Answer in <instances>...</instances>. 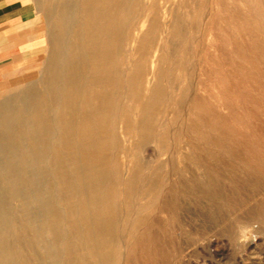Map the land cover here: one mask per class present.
<instances>
[{
  "label": "rangeland",
  "instance_id": "rangeland-1",
  "mask_svg": "<svg viewBox=\"0 0 264 264\" xmlns=\"http://www.w3.org/2000/svg\"><path fill=\"white\" fill-rule=\"evenodd\" d=\"M36 1L24 0L23 21L7 18L0 100L31 84L46 60L47 43L37 45L46 0ZM132 1L128 48L136 70L145 59L147 75L137 99L127 87L117 91L131 132L118 118L93 205L102 211L111 190L115 264H264V0ZM127 5L118 0L119 17ZM69 176L81 206L93 190ZM52 181L23 188L20 202L5 193L16 227L0 228L1 264H100L85 252L84 228L68 223L71 199L59 175ZM47 202L59 210L58 238L46 227Z\"/></svg>",
  "mask_w": 264,
  "mask_h": 264
},
{
  "label": "bare ground",
  "instance_id": "bare-ground-1",
  "mask_svg": "<svg viewBox=\"0 0 264 264\" xmlns=\"http://www.w3.org/2000/svg\"><path fill=\"white\" fill-rule=\"evenodd\" d=\"M129 1L133 3L127 0L121 17L118 0H46L42 8L38 6V27L44 29L45 39L37 45L47 43L46 60L31 84L3 94L0 100V203L6 206L7 191L20 202L23 188L52 185L53 174H58L63 192L71 199L68 223L72 228L79 224L84 228L85 252L100 258V264H115L111 190L104 195L102 211L93 205L104 186L118 118L127 127L126 136L131 132L129 114L118 110L116 95L122 86L137 99L140 91L136 87L147 75L145 59L136 70L128 48L133 41L134 13ZM146 95L139 99L141 103ZM141 131L143 141L150 140L148 130ZM69 172L75 174L80 188L93 190L92 195H82L81 206L75 204L76 185ZM44 205L48 208L46 227L58 238L59 210L48 202ZM10 207L0 209V228L16 227ZM77 207H81L78 217ZM103 237L109 239L106 244ZM2 243L0 239V246Z\"/></svg>",
  "mask_w": 264,
  "mask_h": 264
},
{
  "label": "crops",
  "instance_id": "crops-1",
  "mask_svg": "<svg viewBox=\"0 0 264 264\" xmlns=\"http://www.w3.org/2000/svg\"><path fill=\"white\" fill-rule=\"evenodd\" d=\"M15 16L24 20V0H0V77L7 73L8 31L7 18ZM21 69H16L10 75L15 76Z\"/></svg>",
  "mask_w": 264,
  "mask_h": 264
}]
</instances>
